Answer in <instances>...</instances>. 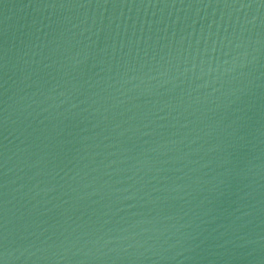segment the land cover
<instances>
[{"label": "water", "instance_id": "95a60500", "mask_svg": "<svg viewBox=\"0 0 264 264\" xmlns=\"http://www.w3.org/2000/svg\"><path fill=\"white\" fill-rule=\"evenodd\" d=\"M0 264H264V0H0Z\"/></svg>", "mask_w": 264, "mask_h": 264}]
</instances>
